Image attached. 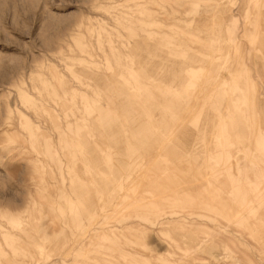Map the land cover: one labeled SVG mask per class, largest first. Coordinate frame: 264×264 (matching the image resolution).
Listing matches in <instances>:
<instances>
[{"label":"rangeland","instance_id":"1","mask_svg":"<svg viewBox=\"0 0 264 264\" xmlns=\"http://www.w3.org/2000/svg\"><path fill=\"white\" fill-rule=\"evenodd\" d=\"M262 166L264 0H0V264H264Z\"/></svg>","mask_w":264,"mask_h":264},{"label":"bare ground","instance_id":"2","mask_svg":"<svg viewBox=\"0 0 264 264\" xmlns=\"http://www.w3.org/2000/svg\"><path fill=\"white\" fill-rule=\"evenodd\" d=\"M215 83H216V82H215ZM215 85H216V84H215ZM209 90H210V89H208V91H209ZM205 94H206V93H205ZM195 97H196V96H195ZM200 100H201V99H200ZM202 100H203V99H202ZM204 101H205V100H204ZM190 102H191V101H190ZM196 102H198V101H197V98H196ZM170 103H171V101H170ZM185 103H186V102H185ZM191 106H192V105H191ZM191 106H190V107H191ZM193 107H194V105H193ZM190 109H191V108H190ZM195 109H196V108H195ZM188 110H189V108H188ZM193 110H194V109H193ZM193 110H191V111H193ZM185 111H186V110H185ZM186 112H187V111H186ZM192 113H193V112H192ZM238 113H239V112H238ZM178 114H179V112H178L176 115H178ZM189 114H190V113H189ZM189 114H188V115H189ZM193 116H194V115H193ZM209 116H210V114H209ZM175 117H176V116H175ZM186 117H187V116H186ZM191 117H192V116H190L189 118H191ZM176 118H177V117H176ZM182 119H183V117H182ZM186 119H187V118H186ZM179 120H181V119H179ZM187 120H188V119H187ZM187 120L184 121V122H187ZM207 120H208V119H207ZM209 122H210V119H209ZM178 123H179V122H178ZM180 123H181V122H180ZM182 124H183V123H182ZM184 124H186V123H184ZM208 125H209V123H208ZM177 127H178V126H177ZM175 129H176V128H175ZM175 129H174V131H175ZM177 129H178V128H177ZM179 129H180V128H179ZM174 131H172V132H174ZM166 132H167V131H166ZM173 134H174V133H173ZM170 136H171V135H170ZM171 137H172V136H171ZM207 145H208V144H207ZM205 146H206V144H205ZM210 149H212V148H210ZM207 150H208V148H207ZM230 151H231V150H230ZM209 152H210V151H209ZM198 155H199V154H198ZM195 157H196V156H195ZM196 159H197V158H196ZM201 159H202V158H201ZM201 159H200V160H201ZM202 161H203V159H202ZM208 164H209V162H208ZM260 167H261V166H260ZM262 167H264V166H262ZM223 168H224V167H223ZM226 168H227V166H226ZM224 169H225V168H224ZM216 174H217V173H216ZM218 176H219V175H218ZM218 176H217V177H218ZM221 176H222V175H221ZM221 176H220V177H221ZM217 177H216V178H217ZM223 177H224V175H223ZM220 179H221V178H220ZM229 181H231V180H229ZM198 184H199V183H198ZM209 184H210V183H209ZM209 184H208V186H209ZM232 184H233V183H232ZM232 184H231V185H232ZM209 187H210V186H209ZM204 188H205V187H204ZM206 189H207V187H206ZM208 190H209V189H208ZM201 191L204 192L203 189H202ZM204 193H205V192H204ZM206 193H207V192H206ZM262 195H263V193H262ZM262 195H260V197H261ZM245 196H246V195H245ZM243 197H244V196H243ZM262 197H263V196H262ZM250 199H251V198H250ZM252 199H253V198H252ZM247 200H249V198H248ZM255 200H256V199H255ZM257 200L260 201L259 198H258ZM257 200H256V202L258 203L259 201H257ZM245 201H246V200H245ZM260 202H261V201H260ZM216 203H217V202H216ZM254 203H255V202H254ZM246 204H247V203H246ZM250 207H251V206H250ZM250 207H247V208L249 209ZM245 211L247 212L248 210L245 209ZM244 214H245V213H244ZM241 215H242V214H240V216H241ZM237 217H238V216H237ZM237 217L234 218V219H238V220H239L240 218H239V217L237 218ZM242 217H243V216H242ZM235 221H237V220H235ZM240 221H241V220H240Z\"/></svg>","mask_w":264,"mask_h":264}]
</instances>
